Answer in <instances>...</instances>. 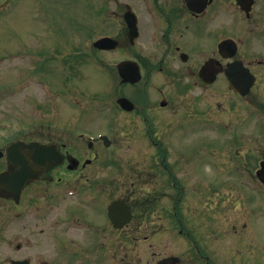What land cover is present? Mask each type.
I'll return each instance as SVG.
<instances>
[{
  "label": "flooded vegetation",
  "instance_id": "flooded-vegetation-1",
  "mask_svg": "<svg viewBox=\"0 0 264 264\" xmlns=\"http://www.w3.org/2000/svg\"><path fill=\"white\" fill-rule=\"evenodd\" d=\"M91 20L96 39L114 37L128 50L126 58L141 65V83L125 84L136 90L135 108L127 111L118 106V111L132 117L138 126L143 124L145 129L140 134L156 145L158 154L153 167L166 175L173 188L172 206L164 205L169 197L161 187L155 197L154 229L146 204L130 194L119 197L129 204L133 216L130 222L117 228L109 215L110 204L116 199V183L112 175L105 178L97 173L113 165L96 163L101 158L99 144L102 146L104 142L90 145L89 140L83 153L65 132H33L30 137L16 141L27 145L44 143L54 147L60 158L37 172L20 194L0 188V264H217L208 245L196 237L195 224L188 221L189 229L184 227L179 180L173 173L178 161L172 160L164 148L162 135L173 136V130L180 126V117H188L190 128L195 101L190 92L194 86L213 85L222 90L225 112L236 108L241 115L245 112L246 119L256 117L257 124L261 118L264 130V0H92ZM135 25L136 37L132 32ZM164 113L177 121L173 122L175 125L170 123L172 132L165 135L154 131V124L157 128ZM240 124L234 129L239 130ZM121 134L109 131L113 141ZM234 143L241 145L240 141ZM21 149L26 150L27 146L22 145ZM251 154L247 169L253 174L256 169L257 176L264 150L255 145ZM73 158L78 162L70 163ZM14 168L6 161L0 173ZM256 180L260 182L258 177ZM166 210H170L173 232L186 235L190 241L183 255L143 260L126 250L116 260V236L143 235L146 240L147 236L164 231ZM188 210L194 213L191 207ZM258 252L259 256L255 252L251 257L264 258V250ZM128 256L130 259H126Z\"/></svg>",
  "mask_w": 264,
  "mask_h": 264
},
{
  "label": "rangeland",
  "instance_id": "rangeland-1",
  "mask_svg": "<svg viewBox=\"0 0 264 264\" xmlns=\"http://www.w3.org/2000/svg\"><path fill=\"white\" fill-rule=\"evenodd\" d=\"M91 3L92 0H0V147L32 131L116 129L122 132L120 138L110 148L99 144L101 158L96 162L109 164L114 159L116 163L97 173L105 178L113 176L116 197L130 194L139 201L163 187L169 197L164 205L171 207L173 188L166 175L153 167L158 154L156 145L140 134L145 129L143 124L138 126L132 117L115 110L116 93L134 99L135 89L120 86L115 69L128 50L122 46L99 55L103 60L81 64L78 75L73 74L71 80L65 76L73 72L64 59L66 55L74 53L77 45L91 52L92 41L97 37L91 28ZM80 24L87 25L88 30H78ZM73 62L77 65L80 60ZM157 78L165 81L164 77ZM221 91L216 85L194 86L190 92L195 99L191 130L188 117H180L175 134L162 135V141L172 160L178 161L173 173L180 178L178 194L181 209L184 208V227L190 226L188 221L195 224L196 237L208 245L217 264H264L263 257H251L264 250V186L246 165L247 158H253L249 153L255 145L264 150L262 119L257 124L256 117L246 119L245 112L241 115L236 108L225 112ZM173 122H177L173 116L164 113V120L157 128L154 124L153 130L164 135L171 133ZM47 123H51V129ZM237 124L239 130L234 129ZM237 135L241 137L237 139ZM236 141L241 145H235ZM70 142L83 153L88 149L78 136L71 137ZM3 167L5 162L0 159V168ZM151 207L148 218L155 229L157 204ZM171 219L170 210H166L164 231L149 235L146 240L143 235H117L116 260L126 250L143 260L183 255L190 241L186 235L173 232Z\"/></svg>",
  "mask_w": 264,
  "mask_h": 264
},
{
  "label": "water",
  "instance_id": "water-1",
  "mask_svg": "<svg viewBox=\"0 0 264 264\" xmlns=\"http://www.w3.org/2000/svg\"><path fill=\"white\" fill-rule=\"evenodd\" d=\"M95 46L103 49L115 48L118 42L110 37H104L96 41ZM119 72L123 81L137 82L141 78L140 67L137 62L124 60L119 65ZM119 103L127 109L133 108V104L126 97H121ZM21 142L11 143L6 147V155L11 164L17 165L16 170L9 174L0 175V187L10 192L18 193L24 184L32 179L36 172L46 168L56 157L55 153L44 145H34V150L17 151ZM261 173L264 172V162ZM110 214L116 226H122L131 218L130 209L122 202L115 201L110 206Z\"/></svg>",
  "mask_w": 264,
  "mask_h": 264
}]
</instances>
